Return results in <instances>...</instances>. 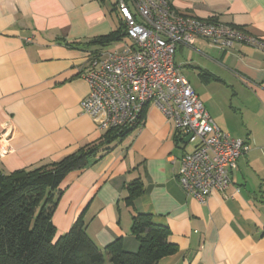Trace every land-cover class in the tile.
<instances>
[{
    "label": "crops",
    "instance_id": "0c3cea01",
    "mask_svg": "<svg viewBox=\"0 0 264 264\" xmlns=\"http://www.w3.org/2000/svg\"><path fill=\"white\" fill-rule=\"evenodd\" d=\"M167 1L177 13L214 17L264 42V0ZM115 3L0 0V148L10 150L0 155L2 173L56 163L108 131L80 103L89 91L82 75L91 60L130 43L126 37L92 43L123 23ZM174 62L183 77L188 70L195 73L194 88L184 78L216 126L250 144L228 187L204 203L182 190L176 174L193 145L149 104L140 127L98 161L66 176L52 215L56 238L82 216L98 248L120 240L134 253L139 243L131 234L132 217L147 214L167 226L176 246L157 264H264V50L243 44L221 50L197 41L178 46ZM212 84L230 93L226 103L208 92ZM137 179L142 192L128 204L125 187Z\"/></svg>",
    "mask_w": 264,
    "mask_h": 264
},
{
    "label": "built area",
    "instance_id": "2783aa9c",
    "mask_svg": "<svg viewBox=\"0 0 264 264\" xmlns=\"http://www.w3.org/2000/svg\"><path fill=\"white\" fill-rule=\"evenodd\" d=\"M114 10L129 44L92 59L82 75L88 94L80 107L100 130L138 128L144 108L155 106L191 151L180 158L176 181L204 203L225 190L250 144L221 131L174 62L178 46L204 41L221 50L243 44L264 50V42L244 29L175 12L167 0H116ZM140 20V21H138ZM9 149L0 148V155Z\"/></svg>",
    "mask_w": 264,
    "mask_h": 264
},
{
    "label": "trees",
    "instance_id": "16d2710c",
    "mask_svg": "<svg viewBox=\"0 0 264 264\" xmlns=\"http://www.w3.org/2000/svg\"><path fill=\"white\" fill-rule=\"evenodd\" d=\"M125 37L120 23L116 31L92 43L109 45ZM129 131L108 130L99 141L50 165L10 174L0 171V264H157L176 252L167 226L147 214L132 217L131 234L139 243L134 253L125 251L120 240L98 248L86 234L82 216L56 238L52 215L66 176L104 157ZM125 188L128 204L142 192L139 179Z\"/></svg>",
    "mask_w": 264,
    "mask_h": 264
},
{
    "label": "rangeland",
    "instance_id": "374dc122",
    "mask_svg": "<svg viewBox=\"0 0 264 264\" xmlns=\"http://www.w3.org/2000/svg\"><path fill=\"white\" fill-rule=\"evenodd\" d=\"M125 39V38H124ZM129 42V40H126ZM180 56V54H177V57ZM182 75V74H181ZM184 77H186L190 82L192 87L194 88V85L196 81H198L195 73H193L191 70H188L186 73L183 72ZM208 92L214 93L221 101L225 102L229 99L230 93H228L225 89H221V87H218L217 85L212 84L209 88ZM120 144V142L116 143L115 147ZM191 147V146H190Z\"/></svg>",
    "mask_w": 264,
    "mask_h": 264
},
{
    "label": "water",
    "instance_id": "95a60500",
    "mask_svg": "<svg viewBox=\"0 0 264 264\" xmlns=\"http://www.w3.org/2000/svg\"><path fill=\"white\" fill-rule=\"evenodd\" d=\"M191 136H188L184 139V143H187Z\"/></svg>",
    "mask_w": 264,
    "mask_h": 264
}]
</instances>
